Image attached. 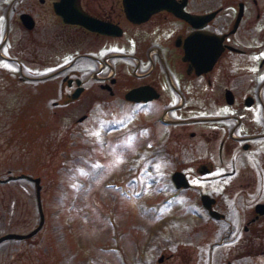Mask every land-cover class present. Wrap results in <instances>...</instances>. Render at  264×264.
<instances>
[{
  "label": "flooded vegetation",
  "instance_id": "1",
  "mask_svg": "<svg viewBox=\"0 0 264 264\" xmlns=\"http://www.w3.org/2000/svg\"><path fill=\"white\" fill-rule=\"evenodd\" d=\"M13 85L86 134L126 128L147 171L200 158L168 172L175 195L196 189L222 264H264V0H0V94Z\"/></svg>",
  "mask_w": 264,
  "mask_h": 264
},
{
  "label": "rangeland",
  "instance_id": "2",
  "mask_svg": "<svg viewBox=\"0 0 264 264\" xmlns=\"http://www.w3.org/2000/svg\"><path fill=\"white\" fill-rule=\"evenodd\" d=\"M19 86L11 97L0 94V178L40 175L45 221L29 238L1 241L0 264H222L214 231L192 211L196 189L175 195L168 178L200 158L159 159L148 169L160 171H147L135 157L145 147L126 128L107 138L102 119H88L76 125L86 134L71 128L76 114L48 115L27 97L16 101ZM38 219L34 182L0 181V234L27 231Z\"/></svg>",
  "mask_w": 264,
  "mask_h": 264
},
{
  "label": "water",
  "instance_id": "3",
  "mask_svg": "<svg viewBox=\"0 0 264 264\" xmlns=\"http://www.w3.org/2000/svg\"><path fill=\"white\" fill-rule=\"evenodd\" d=\"M181 173L182 172H180L178 170L174 171L173 178L175 179V181H176L178 186H180V185H185L186 186V185H188V183H187V181L184 180V178H182L180 176ZM18 177H25V178H28V179L34 181L36 200H37L38 209H39V212H40V220L37 223V225H35V227L30 229L29 231H26V232L7 231V232H4V233L0 234V241H2L4 239H8V238H25V237H29V236L33 235L34 233H36L41 228V226L43 225V222H44V211H43L42 199H41V187H42V185H41V182H40V178H41L40 175H32V174H30L28 172L10 173L4 178H0V180L4 181V180H8L10 178H18ZM206 197H207V194L203 193L202 194V199L205 200ZM211 211L216 212V210H212V209H211ZM163 257H164V255L161 254L159 256V260H162Z\"/></svg>",
  "mask_w": 264,
  "mask_h": 264
},
{
  "label": "snow or ice",
  "instance_id": "4",
  "mask_svg": "<svg viewBox=\"0 0 264 264\" xmlns=\"http://www.w3.org/2000/svg\"><path fill=\"white\" fill-rule=\"evenodd\" d=\"M98 135V134H97Z\"/></svg>",
  "mask_w": 264,
  "mask_h": 264
}]
</instances>
